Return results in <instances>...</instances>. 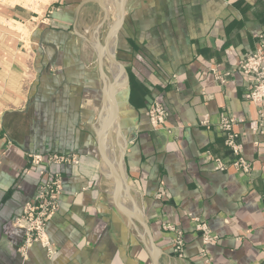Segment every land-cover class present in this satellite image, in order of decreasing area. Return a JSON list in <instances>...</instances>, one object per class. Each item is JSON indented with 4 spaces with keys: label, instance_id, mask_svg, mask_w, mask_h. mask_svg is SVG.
Returning <instances> with one entry per match:
<instances>
[{
    "label": "crops",
    "instance_id": "1",
    "mask_svg": "<svg viewBox=\"0 0 264 264\" xmlns=\"http://www.w3.org/2000/svg\"><path fill=\"white\" fill-rule=\"evenodd\" d=\"M111 3L54 0L45 19L22 20L28 34L0 28V264H154L147 234L126 213L147 225L158 264H264V124L255 130L242 76L221 84L213 72L231 71L264 38V0H126L109 48L119 66L103 59L117 103L109 136L113 158L122 154L119 207L98 145L108 99L97 50L115 24ZM152 102L167 112L170 133L151 127ZM223 116L236 121L249 178L212 167L210 156L231 159ZM29 154L79 161L59 166L60 207L46 225L54 259L38 243L20 250L14 220L39 181ZM193 218L216 244H203ZM163 222L182 232L181 255Z\"/></svg>",
    "mask_w": 264,
    "mask_h": 264
},
{
    "label": "built area",
    "instance_id": "2",
    "mask_svg": "<svg viewBox=\"0 0 264 264\" xmlns=\"http://www.w3.org/2000/svg\"><path fill=\"white\" fill-rule=\"evenodd\" d=\"M259 43L252 51L244 54L235 64L233 69L223 75L214 72L219 83H224L226 77L233 71H237L244 80L242 96L246 101L251 102L257 110L256 128L262 131L264 124V38L259 37ZM151 127L155 130H164L170 133L166 127L167 112L157 102H152L146 111ZM236 121L228 116H223L218 124V131L223 135L224 146L231 153V159H221L210 156L212 167L216 171H227L230 167L246 178L251 175L250 162L242 155V145L239 142V135L234 132L233 127ZM205 124V123H203ZM29 166L35 169L39 175V181L34 195L24 204L21 214L15 218L14 224L24 230V242L21 252L33 243H38L46 251L48 259H54L57 252L52 246L46 233V225L51 217L60 207L59 197L62 192V177L60 164L77 165L78 158L74 155L59 154H29ZM157 197L163 196L160 191ZM194 231L200 232L204 245H214L218 237L213 234L204 221L193 218ZM162 229L173 235V252L181 255L185 242L182 232L168 223H162Z\"/></svg>",
    "mask_w": 264,
    "mask_h": 264
},
{
    "label": "water",
    "instance_id": "3",
    "mask_svg": "<svg viewBox=\"0 0 264 264\" xmlns=\"http://www.w3.org/2000/svg\"><path fill=\"white\" fill-rule=\"evenodd\" d=\"M105 0H98V2H103ZM125 4H126V0H119L118 1V5H117V20L115 22V25L112 29V33L109 36L105 46L103 48H101L100 50H97V60H98V65H99V69L102 73V77H103V81H104V85H105V89H106V95H107V99L109 101V103L111 104L112 107V111H113V117L112 119H110V121L105 125V127L103 128V130L101 131L100 135H99V140H98V145H99V151H100V159H101V164L106 165V167L108 168V170L111 173V176L113 178H115L117 180V186L115 189V200H116V204L118 205V198L119 195L121 194V192L123 191V176H122V171H121V159H122V154H120V158L119 161L117 163V165L115 166L114 164L110 163V161H108L103 155H102V138L103 135L111 128V126L113 125L114 122L117 121V103H116V99H115V90L114 89H110L108 88V84H107V75L105 73L104 67H103V59L105 57H108L116 66H119V64L117 63V61L115 60V58L111 55V52L109 50L110 46H112V44H114L115 39L117 37V34L119 32V29L121 28L124 16H125ZM125 76V74H124ZM132 220L136 221L145 231V233L148 236L149 239V244H150V248H151V252L153 254V261L154 264H158V259L157 256L155 255V245L153 243V240L151 238L149 229L147 227V225L141 220V218L139 216H137L134 213H126Z\"/></svg>",
    "mask_w": 264,
    "mask_h": 264
},
{
    "label": "rangeland",
    "instance_id": "4",
    "mask_svg": "<svg viewBox=\"0 0 264 264\" xmlns=\"http://www.w3.org/2000/svg\"><path fill=\"white\" fill-rule=\"evenodd\" d=\"M53 1L54 0H0V28H4L17 35L28 34L30 27H27V25L23 26L25 22H22V20L32 18L33 20L29 22L32 24V21L37 23L45 19ZM110 132L112 133L113 131L110 130ZM109 151L111 152V149H109Z\"/></svg>",
    "mask_w": 264,
    "mask_h": 264
},
{
    "label": "bare ground",
    "instance_id": "5",
    "mask_svg": "<svg viewBox=\"0 0 264 264\" xmlns=\"http://www.w3.org/2000/svg\"><path fill=\"white\" fill-rule=\"evenodd\" d=\"M118 1L119 0H113V4L111 3L110 5H109V8H110V10L111 11H113L114 12V15H115V19L117 20V17H118V14H117V5H118ZM116 20H115V22H116ZM115 25V24H114ZM110 27V26H109ZM111 33H112V31H111ZM111 33H110V35H111ZM97 43V42H96ZM98 46V45H97ZM113 47V46H112ZM112 65V64H111ZM115 69V68H114ZM111 71V70H110ZM119 71V70H118ZM112 73H113V71H112ZM121 73V72H120ZM120 73L118 74V75H116L119 79H120ZM114 75V74H113ZM112 76V75H111ZM113 77H115V76H113ZM115 80V79H114ZM117 81H118V79L116 78V80L115 81H113L114 83L116 82L117 83ZM115 83V84H116ZM118 84V83H117ZM116 86V85H115ZM107 97V96H106ZM112 117H113V111H112V107H111V104L109 103V101L108 102H106V107H105V112H104V114L102 115V117H101V122H100V125L101 126H99V127H101V131L103 130V128L105 127V125L110 121V119H112ZM117 124L116 123H114L112 126H111V128H110V130H112V131H115L117 128ZM100 129V128H99ZM110 130H108L104 135H103V138H102V147H101V150H102V155L106 158V159H108L112 164H117L118 163V159H116V158H113V154L109 151V149H110V143H111V138H110ZM102 165V164H101ZM101 169H103L105 172H108V173H110L109 172V170L107 169V167H106V165H102V168ZM103 173V172H102ZM123 178H124V176H123ZM113 180V179H112ZM111 187V186H110ZM125 188V187H124ZM123 188V189H124ZM127 194V193H126ZM124 198H126V197H124ZM128 198V197H127ZM126 200V199H125ZM129 200V199H128ZM131 209H132V207H131Z\"/></svg>",
    "mask_w": 264,
    "mask_h": 264
}]
</instances>
